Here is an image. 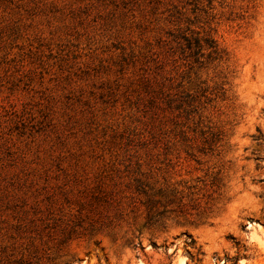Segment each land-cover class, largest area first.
<instances>
[{
    "label": "rangeland",
    "instance_id": "obj_1",
    "mask_svg": "<svg viewBox=\"0 0 264 264\" xmlns=\"http://www.w3.org/2000/svg\"><path fill=\"white\" fill-rule=\"evenodd\" d=\"M0 264H264V0H0Z\"/></svg>",
    "mask_w": 264,
    "mask_h": 264
},
{
    "label": "trees",
    "instance_id": "obj_2",
    "mask_svg": "<svg viewBox=\"0 0 264 264\" xmlns=\"http://www.w3.org/2000/svg\"><path fill=\"white\" fill-rule=\"evenodd\" d=\"M28 228L31 230V227L30 226H28Z\"/></svg>",
    "mask_w": 264,
    "mask_h": 264
}]
</instances>
